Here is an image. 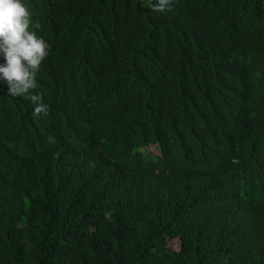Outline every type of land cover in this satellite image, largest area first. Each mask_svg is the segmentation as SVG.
I'll use <instances>...</instances> for the list:
<instances>
[{"label": "trees", "instance_id": "obj_1", "mask_svg": "<svg viewBox=\"0 0 264 264\" xmlns=\"http://www.w3.org/2000/svg\"><path fill=\"white\" fill-rule=\"evenodd\" d=\"M22 3L50 49L0 83V264H264V0Z\"/></svg>", "mask_w": 264, "mask_h": 264}, {"label": "clouds", "instance_id": "obj_2", "mask_svg": "<svg viewBox=\"0 0 264 264\" xmlns=\"http://www.w3.org/2000/svg\"><path fill=\"white\" fill-rule=\"evenodd\" d=\"M170 3L171 0H156L155 3L149 0L148 6L153 11L163 12ZM40 27L38 21L32 20V14L22 0H0V57L3 59L0 83L7 86L8 94L12 96L29 94L37 87L36 74L50 49L34 30ZM29 99L33 103L39 102L34 115L48 114V106L41 102V95H29Z\"/></svg>", "mask_w": 264, "mask_h": 264}, {"label": "rangeland", "instance_id": "obj_3", "mask_svg": "<svg viewBox=\"0 0 264 264\" xmlns=\"http://www.w3.org/2000/svg\"><path fill=\"white\" fill-rule=\"evenodd\" d=\"M150 152H158L156 149H154V148H150V150H149Z\"/></svg>", "mask_w": 264, "mask_h": 264}]
</instances>
